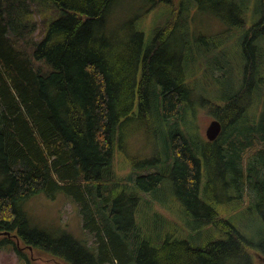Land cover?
<instances>
[{
	"label": "trees",
	"instance_id": "16d2710c",
	"mask_svg": "<svg viewBox=\"0 0 264 264\" xmlns=\"http://www.w3.org/2000/svg\"><path fill=\"white\" fill-rule=\"evenodd\" d=\"M165 1L175 6L178 0H153V4ZM246 1L193 0L199 9L238 26L246 23L250 4ZM115 2L43 0L41 5L48 7L41 9L40 23L22 24L16 11L25 7V0H0V248L11 246L25 264H34L40 254L63 264H264V0H256L261 19L245 32L246 64L240 87L230 91L225 103L205 102L222 123L218 139L204 142L201 149L184 132L167 134L172 150L169 174L177 199L195 216L197 225L206 223L220 233V238L204 246L169 236L154 246L148 240L137 241L130 233L134 230L130 226H135L134 206L129 208V224L116 216V183L110 166L120 117L128 114L136 96L140 112L147 117L153 96L157 109L162 107V120L179 117L186 103L193 102L190 73L197 66L192 65L194 51L179 55L173 50L174 60L162 61L163 44L180 25L177 6L171 7L170 19L146 46L143 31L134 25L120 24L117 30L134 31L128 38L116 37L119 31L110 26ZM50 8L54 13L49 14ZM25 9L30 12L28 6ZM55 12L60 15L52 18ZM36 25L41 36L33 41L30 35ZM254 39L259 40L255 51ZM190 40L186 39L188 45ZM122 52L130 59L133 54L136 71L141 69L138 79L135 75L127 80L123 73L128 71L116 67H125L116 60ZM261 71L258 83L256 75ZM253 91L263 92L262 109L256 120L249 121L245 113L252 106ZM214 145L218 146L215 156L211 155ZM156 162L144 166L145 173L137 177L145 191L162 185L165 170ZM213 162L220 165L218 176L228 171L226 185L237 195L241 196V180L250 182L256 192L248 201L261 215L258 238L241 232L203 199V173L210 175ZM42 192L50 198L60 192L70 195L80 205L84 226L97 244L89 247L68 232L55 236L33 225L25 201Z\"/></svg>",
	"mask_w": 264,
	"mask_h": 264
},
{
	"label": "rangeland",
	"instance_id": "374dc122",
	"mask_svg": "<svg viewBox=\"0 0 264 264\" xmlns=\"http://www.w3.org/2000/svg\"><path fill=\"white\" fill-rule=\"evenodd\" d=\"M43 0H25V7H19L16 15L19 22L29 24L37 21L40 23L41 9L48 6L41 5ZM175 2V0H174ZM249 2L250 4H247ZM247 9L245 12L246 23L238 26L230 21L225 22L215 13L208 10L199 9L193 0H178L175 3L179 12L175 31L171 32L168 44H163V62L165 58L173 59V50L193 52L196 59L192 65L197 66L190 73L193 92L192 103H186L187 108L179 117H172L164 121L159 112L162 107L157 109L158 104L154 96L150 100V114L140 112L138 97L133 100V104L128 114L120 117V123L115 130L113 161L111 164L112 177L115 184V195L117 196V218L122 220L124 225L129 224V208L133 207V216L135 226L130 233L134 235L137 241L148 240L151 244L160 245V241L169 236L172 238H188V240L197 246H204L208 242L220 238V233L212 226L202 223L197 225V220L193 214L184 210L180 201L177 199L173 182L169 174V167L172 164V150L168 141V133L179 130L188 135L192 143L199 144L202 149L204 142L208 141L206 131L210 122L215 119L214 115L209 113L205 102L215 100L219 103H225L226 96L230 91H236L241 80L245 75L246 55L243 51V43L246 39V30L252 27L261 19V13L255 9L256 0H247ZM170 1L153 4V0H116L114 4V18L110 26L117 30L118 26L124 23L127 27L135 26L144 33V45H148L157 36V31L162 28L172 15V8L175 7ZM187 9L183 12L185 6ZM29 7L30 12L26 11ZM32 10V11H31ZM49 14L54 13L51 8ZM46 14V12H43ZM52 15V14H51ZM60 15L57 12L52 18ZM224 23L219 24L217 20ZM38 26L30 35L33 41L40 39L41 34L37 33ZM119 31L117 38H128L133 29ZM136 32V31H135ZM166 33V32H165ZM191 38V44L186 42ZM206 38L208 42L200 40ZM126 40V39H125ZM130 40V39H129ZM259 40L254 39V46ZM167 46L172 49L166 50ZM143 53V51L141 50ZM116 55V54H115ZM178 55V57H179ZM131 56V53H130ZM187 61L192 59L185 57ZM117 63L124 64L125 67L117 66L121 70L126 69L128 75L126 79H132L137 75L136 65L133 54L131 59L129 54L122 52L116 57ZM116 63V62H115ZM166 63V62H165ZM214 67L215 70H210ZM256 75L258 83L262 78V73ZM138 81V80H137ZM256 82V81H255ZM264 81L261 83V86ZM260 86V87H261ZM264 87V86H263ZM257 90V89H256ZM262 96L259 91L251 93L253 100L252 106L245 113L249 121L256 120L262 109ZM185 104V105H186ZM247 121V119H246ZM224 136V134H223ZM218 146L211 148V155L217 154ZM157 160L158 168H164L165 177L162 185L156 190L145 191L137 184V177L143 175L146 165ZM204 171L205 162L203 161ZM210 175L203 173L201 194L203 199L212 207L216 208L220 215H225L241 232L248 236L258 238L260 236L261 215L257 208H251L249 197L254 198L255 191L250 182L241 180L239 187L241 196L231 190L226 182L230 180V174L225 172L224 176H218L219 164L212 163ZM222 177V178H220ZM212 178L213 182L207 183ZM207 189V190H205ZM209 190V192H208ZM208 192V195H205ZM237 196L231 201L223 200L225 197ZM135 198L134 200H128ZM24 210L28 213L33 225L49 230L51 234L58 236L62 232H68L84 244L93 246L97 244L95 235L85 228L84 217L80 210V205L68 194L58 193L55 198H50L44 192L33 195L25 201ZM241 208V209H239ZM131 211V210H130ZM34 264H63V262L52 259L49 255L40 254ZM35 256V255H34ZM0 264H25L21 262L15 250L11 246L0 248Z\"/></svg>",
	"mask_w": 264,
	"mask_h": 264
},
{
	"label": "water",
	"instance_id": "95a60500",
	"mask_svg": "<svg viewBox=\"0 0 264 264\" xmlns=\"http://www.w3.org/2000/svg\"><path fill=\"white\" fill-rule=\"evenodd\" d=\"M222 123L218 119H213L210 122V125L207 128L206 135L208 138V141L213 142L218 139L220 134L222 133Z\"/></svg>",
	"mask_w": 264,
	"mask_h": 264
}]
</instances>
